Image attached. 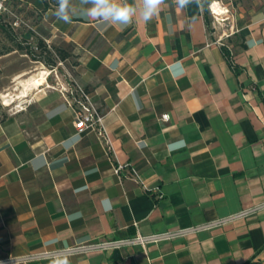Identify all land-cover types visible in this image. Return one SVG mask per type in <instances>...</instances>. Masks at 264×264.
<instances>
[{
	"label": "crops",
	"instance_id": "obj_1",
	"mask_svg": "<svg viewBox=\"0 0 264 264\" xmlns=\"http://www.w3.org/2000/svg\"><path fill=\"white\" fill-rule=\"evenodd\" d=\"M16 1L33 13L37 40L67 56L15 66V50L0 55L1 87L25 107L0 113V259L200 225L264 202V6L239 42L218 45L200 0H165L148 22L138 12L106 28L75 4L65 23L51 0ZM30 69L45 81L22 96ZM69 77L106 114L111 152L74 128ZM117 164L139 180L120 182ZM147 248L27 264L264 263V209Z\"/></svg>",
	"mask_w": 264,
	"mask_h": 264
},
{
	"label": "built area",
	"instance_id": "obj_2",
	"mask_svg": "<svg viewBox=\"0 0 264 264\" xmlns=\"http://www.w3.org/2000/svg\"><path fill=\"white\" fill-rule=\"evenodd\" d=\"M18 10V8L13 6L12 0H0V16L8 19L11 29L23 30L25 34L27 33L29 35L28 40L30 41L37 39L38 33L34 25L30 20H27L21 12H18ZM42 41L49 49L48 41ZM216 44L221 45V40L217 39ZM64 95L66 97L67 104L73 111V125L76 131L78 133L84 131L94 133L98 141L104 145L107 153L111 152V145L105 121L106 114H104L101 109L92 102L90 95L85 91V89L71 77H69L68 84L64 89ZM162 119L167 121L169 119V115H163ZM112 172L116 175L120 182L124 178L129 177L137 181L139 180L138 171L130 164H117L113 166ZM151 192H153L158 198L161 197L159 188L155 187ZM262 209H264V202L251 207L243 208L240 211L226 217L216 218L200 225L167 230L148 235L136 233L131 237L94 240L63 249L42 250L39 252L27 253L21 256H7L0 259V264H27L30 262L55 259L62 256H79L94 251L107 252L128 246H139L147 253L148 245L183 238L188 235L196 234L200 231H209L215 228L225 227L237 220L245 219L254 215Z\"/></svg>",
	"mask_w": 264,
	"mask_h": 264
},
{
	"label": "rangeland",
	"instance_id": "obj_3",
	"mask_svg": "<svg viewBox=\"0 0 264 264\" xmlns=\"http://www.w3.org/2000/svg\"><path fill=\"white\" fill-rule=\"evenodd\" d=\"M53 3H56V0H51ZM203 4H207V8L211 5L213 2H217L219 6L225 11V16L223 15L222 20L218 21L214 16L211 15L210 11L208 10L211 21H212V28L213 32L215 33L216 40L220 39L221 42L226 43L229 39V41L233 44L234 42L240 41V28L246 24H248L251 19H253L256 16V13L261 10V8L264 6V0H200ZM24 10H18V12H21ZM31 23H34L32 21ZM9 28V27H8ZM8 28H5L6 34H3L0 30V53L4 52L7 49H16L17 44H21L24 48L23 50H15L17 54H15L13 60L15 61V66H25L26 64H29V61H32L30 59V56H28L25 53V48L29 49L33 54L36 55V57H39V51L41 50L39 46L37 45V39H33L32 41L28 40L27 42H22V36H25V32L21 29L16 30H9ZM11 35L12 38H16L14 42L9 41L5 35ZM228 43V42H227ZM37 48V49H35ZM48 49V48H47ZM53 50V49H52ZM58 54L56 51L52 52L51 59L54 62L58 61L57 58ZM10 59V58H8ZM7 59V60H8ZM43 60H47V56L44 54H41V57L39 61L44 64ZM45 65V64H44ZM33 74H39L38 71H35L33 69L25 70L24 73H22V78L26 79L29 76ZM41 77V75H39ZM0 80V113L1 114H7V113H17L22 111L25 107L24 105H21L19 102H14V100H10V105H6L4 102L6 99H12L13 95L12 87L8 88L7 90L2 89ZM12 94V95H11ZM6 96V98H5Z\"/></svg>",
	"mask_w": 264,
	"mask_h": 264
},
{
	"label": "clouds",
	"instance_id": "obj_4",
	"mask_svg": "<svg viewBox=\"0 0 264 264\" xmlns=\"http://www.w3.org/2000/svg\"><path fill=\"white\" fill-rule=\"evenodd\" d=\"M165 0H139V8L136 3L129 0H56L57 7L54 15L58 20L71 23L73 5L80 11V15L98 21L100 27L128 26L139 12L140 18L148 22L159 14L161 5ZM190 0H178L181 7L186 6ZM59 264H69L67 259H62Z\"/></svg>",
	"mask_w": 264,
	"mask_h": 264
},
{
	"label": "trees",
	"instance_id": "obj_5",
	"mask_svg": "<svg viewBox=\"0 0 264 264\" xmlns=\"http://www.w3.org/2000/svg\"><path fill=\"white\" fill-rule=\"evenodd\" d=\"M12 2H13V6H14L15 8H18L17 6L19 5V3H18L16 0H12ZM203 5H204L205 8H207V4H203ZM22 13H23V16H24L27 20H30L32 17L34 18L33 13L30 12V11H22ZM8 27H9L10 29H9ZM5 28H8L9 30H11V27L9 26V23H8V19H7L6 17L0 16V30H1L2 32H4L3 34H6V33H5V32H6ZM11 31H12V30H11ZM5 36H6V38H7L9 41H11V42H14V40H16V38H12L11 35H8V34H7V35H5ZM28 39H29V35H28L27 33L25 34L24 37L22 36V42H27ZM37 42H38L37 45L39 46V48H40V50H41V52H42V53H40V51H39V55H38L39 57H36V55L33 54L28 48H27V49L25 48V53H26L28 56H30V59H31L32 61H38V62H40L39 59H40V57H41V54H44V55L47 56V60H43V61H44V64H45L46 66H53V65L55 64V62L52 61V60H50V59H51L50 57H51V55H52V51H50L49 49H47L45 43H44L42 40H38ZM23 49H24V48H23L22 45L19 43V44L16 45V49H7V50H5L4 52L0 53V55L5 54V53H8V52H11V51H13V50H23ZM54 51L57 52L58 57H59L61 60H65V58H66V56H67L66 54H64V53H62L61 51L56 50V49H54ZM226 54H228L227 51H226ZM228 63H229V65L235 70L234 65L231 63V61H230L229 59H228ZM248 264H264V263L253 262V263H248Z\"/></svg>",
	"mask_w": 264,
	"mask_h": 264
},
{
	"label": "bare ground",
	"instance_id": "obj_6",
	"mask_svg": "<svg viewBox=\"0 0 264 264\" xmlns=\"http://www.w3.org/2000/svg\"><path fill=\"white\" fill-rule=\"evenodd\" d=\"M209 10H210V13L212 14V16H214V18H216V20H218V21L222 20V18H220V17H222L223 15L225 16V11L219 6V4L217 2L211 3ZM45 75H47V74H45ZM43 81H45V79L43 77H29V78L25 79L23 81V86L25 87V89H24V91L21 92V95L22 96L25 95L27 93L29 87L39 86V85H41V83H43ZM5 98H6V96H5ZM4 103L6 105H10V100L6 99Z\"/></svg>",
	"mask_w": 264,
	"mask_h": 264
}]
</instances>
